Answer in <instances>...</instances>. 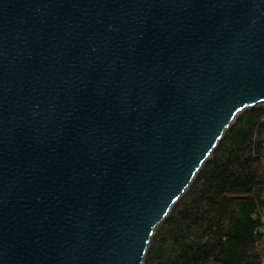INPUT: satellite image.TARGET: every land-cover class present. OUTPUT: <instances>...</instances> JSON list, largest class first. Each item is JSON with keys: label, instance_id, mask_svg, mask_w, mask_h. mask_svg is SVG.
<instances>
[{"label": "water", "instance_id": "water-1", "mask_svg": "<svg viewBox=\"0 0 264 264\" xmlns=\"http://www.w3.org/2000/svg\"><path fill=\"white\" fill-rule=\"evenodd\" d=\"M260 101L264 0H0V264H143Z\"/></svg>", "mask_w": 264, "mask_h": 264}, {"label": "trees", "instance_id": "trees-1", "mask_svg": "<svg viewBox=\"0 0 264 264\" xmlns=\"http://www.w3.org/2000/svg\"><path fill=\"white\" fill-rule=\"evenodd\" d=\"M143 264H264V101L243 106L151 230Z\"/></svg>", "mask_w": 264, "mask_h": 264}]
</instances>
